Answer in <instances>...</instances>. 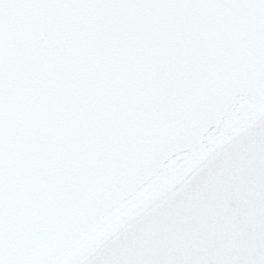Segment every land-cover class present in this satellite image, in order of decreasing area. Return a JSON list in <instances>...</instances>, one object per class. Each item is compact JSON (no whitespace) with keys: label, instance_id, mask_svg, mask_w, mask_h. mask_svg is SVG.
Returning <instances> with one entry per match:
<instances>
[{"label":"water","instance_id":"95a60500","mask_svg":"<svg viewBox=\"0 0 264 264\" xmlns=\"http://www.w3.org/2000/svg\"><path fill=\"white\" fill-rule=\"evenodd\" d=\"M0 264H264V0H0Z\"/></svg>","mask_w":264,"mask_h":264}]
</instances>
